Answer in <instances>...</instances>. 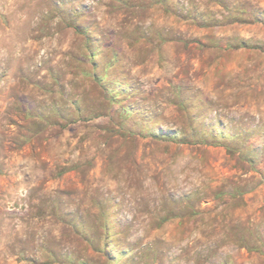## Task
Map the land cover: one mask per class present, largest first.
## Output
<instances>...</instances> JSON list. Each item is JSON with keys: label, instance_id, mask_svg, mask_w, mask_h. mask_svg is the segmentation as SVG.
<instances>
[{"label": "rangeland", "instance_id": "obj_1", "mask_svg": "<svg viewBox=\"0 0 264 264\" xmlns=\"http://www.w3.org/2000/svg\"><path fill=\"white\" fill-rule=\"evenodd\" d=\"M0 264H264V0H0Z\"/></svg>", "mask_w": 264, "mask_h": 264}]
</instances>
